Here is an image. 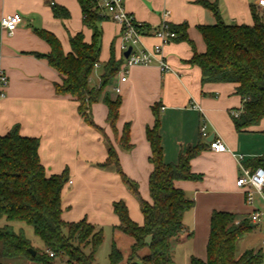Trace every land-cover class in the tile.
Masks as SVG:
<instances>
[{"label": "crops", "instance_id": "obj_1", "mask_svg": "<svg viewBox=\"0 0 264 264\" xmlns=\"http://www.w3.org/2000/svg\"><path fill=\"white\" fill-rule=\"evenodd\" d=\"M201 2L216 6L227 25L252 26V7L264 18L260 0H125V8L149 29L144 39L149 48L158 42L152 30L166 21L171 26L187 25L195 51L202 54L206 46L198 27L215 26L217 19ZM55 5L66 9L69 17L56 18ZM15 13L21 16L22 22L13 35L0 26V68L8 77L5 97L0 101V136L18 126L23 137L39 140V157L48 177L68 171L69 180L62 192L64 222L86 220L101 229L102 245L109 242V254L114 244L124 261L127 260L133 240L115 232L120 221L113 206L124 201L131 219L142 226L145 221L140 202L114 167L100 165L108 159L110 143L117 152L123 174L133 181L139 197L151 203L149 179L153 165L149 159L152 146L147 139V129L155 125L153 109L157 107L165 164H177L182 156L198 151L190 161L191 172L198 179L174 182L176 188L194 201V207L185 213L184 230L173 242V263L191 264L192 258L206 261L211 217L214 212L222 211L234 214L237 223L245 219L251 222V231L237 243L238 255L254 250L262 251L264 256V192L241 189L236 184L242 173L238 156L242 157V166L250 170L249 164L264 157V119L257 126L236 129L232 114L241 111L243 102L237 93L238 84H203L202 70L189 63L194 57L191 45L174 41L163 49V57L173 72L162 73L158 64L132 66L127 70L124 83L120 81L121 74H117L113 86L106 92L112 99L120 97L119 118L112 129L107 122L106 105L102 100L92 104L91 119L100 128L97 130L82 118L75 98L56 93L55 85L62 83L61 75L45 58L37 56L52 52L50 45L37 34L40 30L56 36L66 55L72 51L71 37L79 33L85 37V43H91L93 30L83 22L79 0H0V19ZM99 27L102 42L99 66L91 75L94 87L101 84V74L112 52L116 61L121 54L118 50L120 29L116 23L105 19ZM116 87L121 89L119 94L114 91ZM193 105L199 106L201 111ZM203 120L207 125V138L200 132ZM126 126L130 130V149L121 144ZM215 138L224 142L227 151L217 153L210 149L209 142ZM256 212L261 217L253 222L250 217ZM87 249L85 252L89 253ZM144 252L147 255L149 250L144 249Z\"/></svg>", "mask_w": 264, "mask_h": 264}, {"label": "trees", "instance_id": "obj_2", "mask_svg": "<svg viewBox=\"0 0 264 264\" xmlns=\"http://www.w3.org/2000/svg\"><path fill=\"white\" fill-rule=\"evenodd\" d=\"M83 11L84 24L93 30L91 43H85L83 34L71 37V53L64 54L60 41L52 33L40 30L37 34L51 47L50 54L38 55L47 60L49 66L62 77V83L55 85L60 96H70L79 103V113L92 127L91 106L102 102L108 109L107 122L115 128L122 104L120 97L112 99L106 92L111 88L120 71L122 61H116L114 53L104 66L99 87L91 85V75L99 64L102 30L99 24L105 20L93 10L85 0H79ZM213 11L217 23L198 27L206 51L198 54L193 41L188 37L187 25L171 26L177 34L174 41L188 42L194 54L190 64L202 70V83H235L237 93L242 98L239 117L234 119L237 130L257 126L264 119V18L252 7L254 24L227 25L217 7L201 2ZM56 18H68L69 12L60 6H53ZM153 129H147V139L151 147L150 163L153 171L149 179L151 203L139 197L133 181L127 178L119 165L115 148L109 143V156L101 167H114L125 185L138 197L144 223H135L124 201L113 206L120 223L115 232L133 240L130 254L124 257L113 244L109 254V264H174L173 242L183 232V217L193 209L194 201L174 186L177 180L198 179L191 172L190 161L198 151L182 156L177 164H165L159 134L160 120L157 107ZM129 127L123 131L121 144L130 149ZM40 142L36 138L23 137L15 126L9 133L0 136V256L5 260L57 264L66 258L69 264H95L96 255L104 235L101 229L88 223L64 222L62 220V192L68 183V171L59 175H46V169L39 157ZM251 171L264 168V157L247 166ZM23 226L32 228L42 242V249L36 248L24 232ZM251 222L239 221L234 214L214 212L211 217L210 237L207 243V259L192 258L191 264H262V251L248 250L240 256L238 241L251 231ZM89 249V253L85 250ZM148 249L149 253L140 256ZM31 250L35 251V256ZM47 252L54 254L51 257ZM3 264V263H0Z\"/></svg>", "mask_w": 264, "mask_h": 264}, {"label": "built area", "instance_id": "obj_3", "mask_svg": "<svg viewBox=\"0 0 264 264\" xmlns=\"http://www.w3.org/2000/svg\"><path fill=\"white\" fill-rule=\"evenodd\" d=\"M89 2L101 17L111 20L116 23L119 27V45L118 50L120 54V60L122 61L120 67L122 83L127 81L126 73L128 68L132 66H150L158 64L162 73L173 72L171 66L164 59L163 49L174 42L177 34L172 30L171 25L168 22L162 23L156 30H152L153 38H156L158 42L152 47H148L144 43V39L148 37L149 29L144 24L139 23L125 8V0H85ZM260 7L264 8V1L260 0ZM167 15V14H166ZM22 22L21 16L17 13L4 15L0 19V26L8 34L13 33L18 29ZM150 32V31H149ZM130 55L125 57L124 54L129 50ZM99 65L96 64L95 68ZM8 86V77L5 72L0 68V101L5 97V91ZM116 93H120L119 87L114 88ZM193 108L200 110L201 108L197 105H193ZM235 118L239 117L240 112H233ZM201 136L207 138V125L203 120L200 128ZM210 149L214 152L221 153L227 151V146L224 142L215 138L209 142ZM239 165L241 167V175L237 180V187L250 188L259 193L264 192V168H258L255 171L246 169L242 166V157L238 156ZM248 200H251V193L248 194ZM260 213H254L250 217L251 221L256 222L260 219ZM264 245V240L262 242ZM51 257L54 256L52 252H47Z\"/></svg>", "mask_w": 264, "mask_h": 264}, {"label": "rangeland", "instance_id": "obj_4", "mask_svg": "<svg viewBox=\"0 0 264 264\" xmlns=\"http://www.w3.org/2000/svg\"><path fill=\"white\" fill-rule=\"evenodd\" d=\"M3 224H4V222H0V226H2ZM23 227H24V232L26 233L27 237L31 240L32 244L36 248L42 249V242L34 234L32 228L29 227V226H23ZM108 246H109V242L108 241L106 242V244H103L101 246L100 251H98V254H97V264H109V252H108L109 247ZM87 252H88V249H87ZM147 252L148 251H146V253ZM144 254H145V252H144V250H142L140 252V256H145ZM0 263H3V264H28L27 262H23V261H19V260H17V261L5 260L1 256H0ZM57 263L58 264H69L67 262L66 258L58 259Z\"/></svg>", "mask_w": 264, "mask_h": 264}, {"label": "water", "instance_id": "obj_5", "mask_svg": "<svg viewBox=\"0 0 264 264\" xmlns=\"http://www.w3.org/2000/svg\"><path fill=\"white\" fill-rule=\"evenodd\" d=\"M130 51H131V49H129V50L124 54V56H125V57H128V55H130V54H129ZM31 253H32L33 256H35V254H36V252L33 251V250H31Z\"/></svg>", "mask_w": 264, "mask_h": 264}]
</instances>
